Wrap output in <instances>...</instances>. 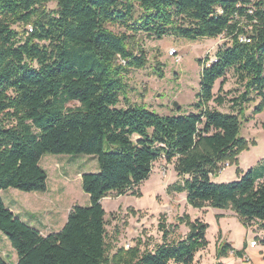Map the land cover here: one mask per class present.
I'll list each match as a JSON object with an SVG mask.
<instances>
[{
	"label": "trees",
	"instance_id": "trees-1",
	"mask_svg": "<svg viewBox=\"0 0 264 264\" xmlns=\"http://www.w3.org/2000/svg\"><path fill=\"white\" fill-rule=\"evenodd\" d=\"M140 34L228 38L211 63L199 61L194 111L159 114L127 99L126 77L147 63L135 44ZM230 69L243 90L223 112L209 104L225 102L213 87ZM256 98L254 114L264 110V0H0V191L44 192L45 154L95 155L98 166L81 174L89 205H72L57 232L42 234L0 194V232L16 253L14 263L0 254V264H193L208 245V225L188 213L179 217L188 228L182 237H170L161 215L152 246L107 241L102 198L139 194L160 158L179 178L169 193H185L194 208L231 210L245 225L258 222L264 243V161L234 181L210 178L248 146L240 130ZM230 250L220 242L214 264H225Z\"/></svg>",
	"mask_w": 264,
	"mask_h": 264
},
{
	"label": "rangeland",
	"instance_id": "rangeland-1",
	"mask_svg": "<svg viewBox=\"0 0 264 264\" xmlns=\"http://www.w3.org/2000/svg\"><path fill=\"white\" fill-rule=\"evenodd\" d=\"M54 7V2L47 3V8ZM16 27L20 29V26ZM135 41L136 47L144 49L147 63L141 69L132 70L126 77L127 99L131 103H143L156 113L172 114L176 113L174 103L182 112L194 111L192 104L199 89L201 71L199 61L207 57V63H211L218 47L228 43V38L220 35L216 38L163 36L157 39L140 34ZM242 90L230 69L224 82L218 79L213 87L214 94L220 93L225 102L221 106L213 102L209 105L229 112L228 99ZM259 100L256 98L247 106V119H243L241 124L240 135L248 141V146L238 154L236 162L226 164L219 173L210 176L213 182L237 180L241 172L257 169L264 161V110L253 113ZM69 105L77 106L78 103ZM119 106L125 107V98L121 97ZM39 164L47 174V189L44 192H24L9 187L1 190L0 194L4 203L12 206L22 220L37 225L44 234L57 232L72 205H89V195L82 190L81 174L97 172V158L89 154H45ZM178 180L173 162L160 158L154 162L150 176L139 184V194L127 192L102 198L106 211L107 241L115 246H132L137 239H142L152 246L160 240L158 222L161 215L165 216L170 237H182L188 228L179 223V217L188 213L191 218L198 217L208 225V245L195 254L193 264H214L220 242H228L231 246L228 254L220 258L225 264H264L263 232L258 222L245 225L231 210L190 206L184 193L167 191V187ZM216 213L222 216L217 219L216 215L221 214ZM252 241L256 244L251 245ZM242 250L243 257L234 254V251ZM11 251L16 255L6 236L0 232V254L9 262L14 261Z\"/></svg>",
	"mask_w": 264,
	"mask_h": 264
},
{
	"label": "crops",
	"instance_id": "crops-1",
	"mask_svg": "<svg viewBox=\"0 0 264 264\" xmlns=\"http://www.w3.org/2000/svg\"><path fill=\"white\" fill-rule=\"evenodd\" d=\"M185 194V193H184ZM16 215H18L19 216V213H17L16 211H15V209L12 207V206H8ZM216 214H221V213H216ZM222 215V214H221ZM20 218H21V216H19ZM67 218V217H66ZM22 219V218H21ZM66 220V219H65ZM28 222V221H27ZM29 224H31V225H33V226H35V227H37L39 230H40V232L42 233V234H44L43 232H42V230H41V228H39L37 225H35V224H33L32 222H28ZM45 234H47V233H45ZM44 234V235H45ZM12 250V249H11ZM11 255H13L14 256V261H12V263H14L15 261H16V255H14V253H13V251H11V253H10Z\"/></svg>",
	"mask_w": 264,
	"mask_h": 264
},
{
	"label": "built area",
	"instance_id": "built-area-1",
	"mask_svg": "<svg viewBox=\"0 0 264 264\" xmlns=\"http://www.w3.org/2000/svg\"><path fill=\"white\" fill-rule=\"evenodd\" d=\"M255 244H256L255 241H252V242H251V245H255ZM125 247H129V244L125 245Z\"/></svg>",
	"mask_w": 264,
	"mask_h": 264
},
{
	"label": "water",
	"instance_id": "water-1",
	"mask_svg": "<svg viewBox=\"0 0 264 264\" xmlns=\"http://www.w3.org/2000/svg\"><path fill=\"white\" fill-rule=\"evenodd\" d=\"M174 107H177V104L176 103H174Z\"/></svg>",
	"mask_w": 264,
	"mask_h": 264
}]
</instances>
